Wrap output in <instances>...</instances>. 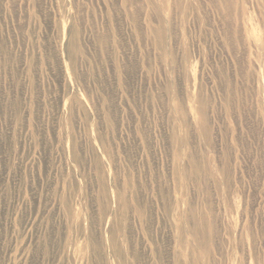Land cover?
I'll use <instances>...</instances> for the list:
<instances>
[{
    "label": "rangeland",
    "instance_id": "374dc122",
    "mask_svg": "<svg viewBox=\"0 0 264 264\" xmlns=\"http://www.w3.org/2000/svg\"><path fill=\"white\" fill-rule=\"evenodd\" d=\"M0 264H264V0H0Z\"/></svg>",
    "mask_w": 264,
    "mask_h": 264
}]
</instances>
